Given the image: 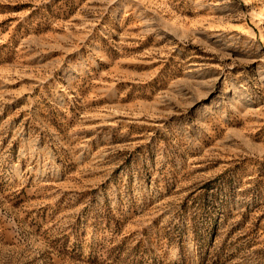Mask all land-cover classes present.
Wrapping results in <instances>:
<instances>
[{
    "label": "rangeland",
    "instance_id": "1",
    "mask_svg": "<svg viewBox=\"0 0 264 264\" xmlns=\"http://www.w3.org/2000/svg\"><path fill=\"white\" fill-rule=\"evenodd\" d=\"M0 264H264V0H0Z\"/></svg>",
    "mask_w": 264,
    "mask_h": 264
}]
</instances>
